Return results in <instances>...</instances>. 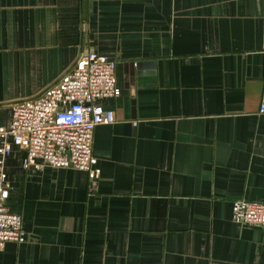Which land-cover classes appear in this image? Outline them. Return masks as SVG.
<instances>
[{
	"label": "crops",
	"instance_id": "obj_1",
	"mask_svg": "<svg viewBox=\"0 0 264 264\" xmlns=\"http://www.w3.org/2000/svg\"><path fill=\"white\" fill-rule=\"evenodd\" d=\"M94 48L116 60L100 98V176L12 144L7 203L25 241L0 264H264V0H0V126L13 103L57 82ZM0 134V146L3 143Z\"/></svg>",
	"mask_w": 264,
	"mask_h": 264
},
{
	"label": "built area",
	"instance_id": "obj_2",
	"mask_svg": "<svg viewBox=\"0 0 264 264\" xmlns=\"http://www.w3.org/2000/svg\"><path fill=\"white\" fill-rule=\"evenodd\" d=\"M120 92L116 60L90 48L44 92L13 103L10 124L0 126L4 137L0 146V250L8 240L22 242L27 237L22 214L11 210L7 203L10 183L5 161L12 144L26 149L22 163L25 168L42 161L84 169L97 178L101 168L93 151L95 128L115 120V110L106 107L100 98ZM259 111L264 113V89ZM232 218L242 224L263 225L264 201L235 200Z\"/></svg>",
	"mask_w": 264,
	"mask_h": 264
}]
</instances>
